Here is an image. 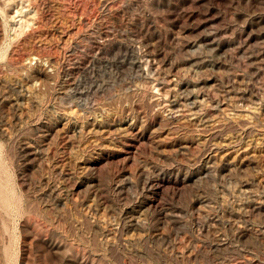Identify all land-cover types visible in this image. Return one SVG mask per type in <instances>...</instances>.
<instances>
[{
  "label": "rangeland",
  "instance_id": "1",
  "mask_svg": "<svg viewBox=\"0 0 264 264\" xmlns=\"http://www.w3.org/2000/svg\"><path fill=\"white\" fill-rule=\"evenodd\" d=\"M0 264H264V0H0Z\"/></svg>",
  "mask_w": 264,
  "mask_h": 264
},
{
  "label": "bare ground",
  "instance_id": "2",
  "mask_svg": "<svg viewBox=\"0 0 264 264\" xmlns=\"http://www.w3.org/2000/svg\"><path fill=\"white\" fill-rule=\"evenodd\" d=\"M20 13H21V11L18 13L19 16H20ZM20 18H21V17H20ZM20 18H19V19H20ZM19 27L22 28V27H23V24L19 23Z\"/></svg>",
  "mask_w": 264,
  "mask_h": 264
}]
</instances>
